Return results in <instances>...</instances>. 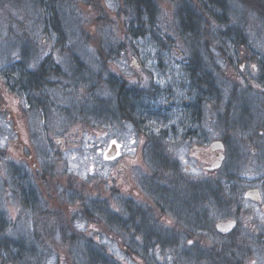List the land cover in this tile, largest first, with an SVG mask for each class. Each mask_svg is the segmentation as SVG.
Here are the masks:
<instances>
[{
    "label": "rangeland",
    "instance_id": "obj_1",
    "mask_svg": "<svg viewBox=\"0 0 264 264\" xmlns=\"http://www.w3.org/2000/svg\"><path fill=\"white\" fill-rule=\"evenodd\" d=\"M153 1V33L135 36L137 11L124 8L122 0H64L62 34L51 22H43L46 10L34 8L30 0H0V150L7 152L0 154V213L8 214L11 234L32 261L37 262L35 256L44 252L48 253L44 264H89L83 250L89 238L97 243L105 264H220L215 256L212 262L204 259L216 242L227 249L226 264H264V108L262 103L247 106L241 101V88L257 91L262 87L258 75L264 72V14L239 0L223 12L210 6L209 0ZM185 6L194 20L187 29L182 25ZM146 29L150 26L142 30ZM235 29L242 31L243 43L235 47L232 58L229 42L219 34ZM187 30L200 31L202 39L193 33L195 39L189 37ZM26 49L31 59L23 57ZM196 50L205 63L215 65L216 77L222 75L227 85L222 101L215 99L202 107L199 138L192 141L199 145L200 154L191 151V145L190 152L188 148L169 158L168 165L162 150L154 161L151 150L139 152L143 133L117 110L118 82L125 80L131 89L153 88L159 97L152 103L166 108L175 98L160 92L167 82L175 83L182 65L194 66ZM48 57L61 73L49 88L52 106L46 112L28 104L27 94L20 93L14 80L8 79L15 87H8L6 74L11 75L9 67L17 61L42 62ZM231 91L239 94L226 106ZM257 92L263 94V90ZM98 106L103 113L94 111ZM245 114L252 116L253 126L262 124L254 139H246L244 124H239ZM224 136L230 140L228 169L208 174L205 167L214 155L207 163L200 155ZM112 146L121 151L116 160L107 156ZM13 163L22 169L17 170V178L27 176L25 172L33 175L39 197L36 207L26 208L7 185ZM175 170L194 175L199 184L221 185L199 192V209L206 218L193 231L183 226L192 235L182 242L179 255L174 247L126 234L122 228L124 222L129 226L126 218L131 211L155 199H169L165 194L173 190L161 185L177 183ZM255 188L262 203L246 194ZM205 199L208 203L201 204ZM151 211L158 221L165 217V226L175 227L176 217L161 213L160 205L154 202ZM87 213L93 214L94 221ZM107 218L115 226L108 225ZM231 219L238 224L227 236L208 230V220ZM72 236L77 240L69 245L65 239ZM90 250L93 261L102 264ZM0 264L6 263L0 259Z\"/></svg>",
    "mask_w": 264,
    "mask_h": 264
},
{
    "label": "flooded vegetation",
    "instance_id": "obj_2",
    "mask_svg": "<svg viewBox=\"0 0 264 264\" xmlns=\"http://www.w3.org/2000/svg\"><path fill=\"white\" fill-rule=\"evenodd\" d=\"M196 51H198L196 53L200 54V50ZM201 53L206 56V51H201ZM202 58H204V56L200 57V66H195V68L201 70L200 72L194 71L191 73L185 71L183 70L184 65H182V71L179 74V77H177L175 80V83L173 84L172 82H167V84L164 85L163 90L160 92V96L167 95L166 97L168 98V94H171L175 99L170 100V105H166V108H164L163 105L160 107L163 117L160 121V136H150V134H148L149 136H146L142 134L138 145L139 152H141L143 149L152 150L153 148H159L162 150V153L165 156L164 159L167 161L168 165L170 163L169 158H177V154H181V152H183L185 149H188L196 137L197 139L199 138L200 125L202 123V107L205 103H210L215 99H220L217 102H221L223 92L225 93L227 86L224 79L222 78V75L218 77L215 76V65L205 63ZM255 79H257L256 76ZM228 81L229 80H227V82ZM258 81L262 87L257 89V91L262 92L263 90L262 95H264V72H259ZM236 85L239 86L238 84ZM257 91L251 88H241V93L244 95V97H241V101H243V103L247 106L248 104L250 105V103H262V108H264V96L260 95V92ZM217 93L218 97L220 98H217ZM238 94L239 91H231L226 106L229 105L230 102V105H232L233 99H235ZM174 116L175 118H173ZM251 118L252 116L246 115L245 118L239 122V124H244L243 133L246 139H254V134L256 133L257 128L262 125L253 126L251 124ZM154 140H158V143H154ZM220 141L223 143L222 148L212 149L211 142L210 150L202 151L200 155V159L206 163L211 161V157L214 155V160L211 162V165H207L205 167L208 174L211 175L218 173L227 166V158L228 155H230L227 150V146L229 147L230 145V140L224 136ZM198 146L199 145L197 144H193L191 151L197 150L200 154ZM117 150V154L112 158L109 157V160H116L119 158V156H121L120 148ZM188 152H190V148L187 150V153ZM171 165L173 167L177 166L173 162ZM177 169H179L178 166ZM226 169L228 168L226 167ZM175 171L176 180L178 182L176 184L172 183L161 185L162 189L169 188L173 190H168L169 192L165 194L169 199L163 201L153 200L146 202L147 204H144L138 209L131 211L130 216H127L126 219L129 226L126 227L125 222L122 224V226L127 230L128 234L132 236L138 235L145 239L149 237L155 238L164 247H174L172 250H175L174 253L179 255L180 253L178 252V249H180V246H182V242L184 243V240L187 236L192 235L191 232H184L183 226L184 229L189 228V230L193 231L195 226H197L198 221L200 219L206 218V215L202 214L199 209V192H201V190L207 191L205 189L212 190L211 188L213 187L219 189L221 188V185L212 184L209 186V184L206 183L199 184L198 180L194 179V175L188 176L181 173L184 177H189V179H187L180 174L179 170ZM246 194H252L251 199L256 200L258 203H262L260 191L258 189H249ZM203 197L206 198L204 195ZM201 201L202 200H200V202ZM154 202L160 205L161 213L163 212L166 215L170 213L176 217L177 221L175 222V227L165 226L164 216H161V221L157 220V216H155L156 213L151 211V207ZM207 203L208 202L206 199L201 202V204ZM198 214L200 217H198ZM167 220L169 221L170 219ZM208 222L209 226L207 227L210 232H215L220 236H227V234L230 233V231L221 232L217 230L216 223H214L213 220H208ZM189 243L190 245H193V241H190ZM144 244L146 246L145 241ZM220 245L221 243L219 242L213 244L210 248L209 254L205 255L204 259L212 262L215 256L218 257L220 264H226L228 261V258L226 257L227 249L220 248ZM136 247L139 246L137 245ZM182 253L184 255L187 252Z\"/></svg>",
    "mask_w": 264,
    "mask_h": 264
},
{
    "label": "trees",
    "instance_id": "obj_3",
    "mask_svg": "<svg viewBox=\"0 0 264 264\" xmlns=\"http://www.w3.org/2000/svg\"><path fill=\"white\" fill-rule=\"evenodd\" d=\"M238 0H209V5L211 4L214 6L215 9H218L220 11H225L227 9H230L231 3ZM243 4H251L253 8H257L262 14H264V2L262 1H254V0H239ZM31 5L37 9L41 8L42 10H46V17L43 20L45 23H52L53 27L57 29L59 34L63 33V30L60 27V14L62 13V6L64 5V0H30ZM122 5L124 8H135L137 11L136 17H137V31L135 33V36H144L148 33H153L155 22L153 20L154 18V12L156 10V4L153 0H122ZM183 11H186L187 16H183L182 25L184 26V29H187L188 26H192L194 23V20L188 14L190 11L189 8L186 6L184 7ZM225 15V14H224ZM150 18V19H148ZM50 25V24H49ZM150 30H142L143 28L149 27ZM236 31H225L220 32L219 38L223 40H227L230 44V47L233 53L232 58L236 56V50L235 47L238 48L240 44L243 43V38H241L242 31L235 29ZM184 33H188L187 35L191 38L193 34L196 35V37L202 39L200 36L201 32L197 30H187ZM193 33V34H192ZM236 36H234V35ZM199 35V36H198ZM192 39V40H194ZM26 52L22 53L23 57L25 59H31L30 57L26 56ZM22 58V59H24ZM196 61L194 60V66L190 67L189 65L185 64L183 66V70L188 72H194V71H201L195 66H200V56L197 53L195 55ZM21 60L17 61L12 64V67H9V73L11 75L6 74V79L14 80V84L18 89L20 90V93L27 94V103L32 105L33 107L39 109L40 111H48L50 110L52 104L48 102L49 99V88H52L53 85H55L54 80L56 76H59L61 73L60 67H55L53 64V61H51V58H47L42 62L32 61V60ZM232 60V59H231ZM35 66V67H34ZM4 76V75H3ZM76 74H74V77ZM73 77V79H75ZM83 77L77 78L76 81L82 80ZM126 81L118 82V89L117 90V97H118V112L120 116L123 119L130 120L135 123L137 128L146 136H160V132L156 131L160 127V121L162 119V110L161 108L157 107V105L153 104L152 101L158 98L157 95L155 97V93H152V89L150 88L148 90H142V89H131L126 85ZM8 87L14 88V85H11L10 81L7 83ZM115 87V86H114ZM217 98L218 93L216 94ZM0 96V101H1ZM94 111L96 113H103V109L96 107L94 108ZM101 111V112H100ZM149 131V133H148ZM155 142H158L156 140ZM154 142V143H155ZM159 146V145H158ZM161 149L159 148H153L151 150V155L154 157V161H156L157 155H160ZM0 154L6 155L7 152L4 150H0ZM157 154V155H156ZM159 158V157H158ZM156 163V162H154ZM18 168V169H17ZM159 168V167H158ZM161 168H164L161 166ZM9 169V179L7 180V185L11 187L14 194L18 196L19 199L23 202L24 206L26 208H32L33 206L36 207V201H38L37 198H39L36 194L37 188L34 185L33 181V175L31 174V177L29 176L28 172H25L27 176L23 178H17V170H21V167H17L14 163L10 165ZM42 172L44 171V168H42ZM40 171L36 173L39 174ZM45 171L42 173L44 174ZM158 174L155 173V176ZM160 176V173H159ZM178 182V181H177ZM59 187V185L55 184V188ZM72 186L69 185L68 188H71ZM204 191L201 190V193ZM34 193V196L31 195ZM156 200V199H155ZM31 201H34L31 203ZM104 213H106L107 209L104 206ZM107 214V213H106ZM110 215V214H109ZM87 216L90 218L91 221L93 218V214L89 215L87 213ZM111 217V216H110ZM109 217V219H111ZM108 218L106 221L109 220ZM105 221V222H106ZM110 226H115L113 222H106ZM11 222L9 220L8 214L1 212L0 213V259H2L3 262L6 264H44L46 262L47 254L44 252H39L35 257L37 258V262L32 261L30 258H27V255L23 254L19 244L17 243L16 238L11 234L10 232V225ZM122 228L125 230L126 234H128L127 230L122 226ZM63 231H65L63 229ZM124 232V231H123ZM66 243L69 245H72L75 240H77L76 236L68 237ZM88 244L85 250L87 255V261L89 264H98L93 261V252L91 253L90 248L95 251V257L96 259H102L103 263L105 264V259L101 258L99 255L100 251L97 250L96 246L97 243H94L92 239H87ZM81 243V242H80ZM82 245V244H81ZM86 245V244H85ZM50 252V251H49ZM32 256V253L29 254ZM35 255V252L34 254ZM91 255V256H90ZM102 256V255H101ZM100 257V258H99ZM103 257V256H102ZM231 264H235L233 261Z\"/></svg>",
    "mask_w": 264,
    "mask_h": 264
},
{
    "label": "water",
    "instance_id": "obj_4",
    "mask_svg": "<svg viewBox=\"0 0 264 264\" xmlns=\"http://www.w3.org/2000/svg\"><path fill=\"white\" fill-rule=\"evenodd\" d=\"M223 147V143L220 140L214 141L211 144V148L212 149H218V148H222ZM117 148L116 146H112L110 148V150L107 152V156L112 158L117 154ZM237 226V221L235 219H231V220H219L216 223V228L217 230L221 231V232H227L230 231L232 228H235Z\"/></svg>",
    "mask_w": 264,
    "mask_h": 264
}]
</instances>
